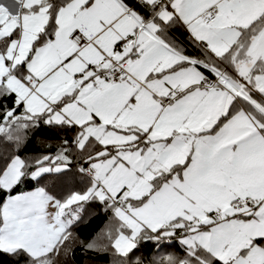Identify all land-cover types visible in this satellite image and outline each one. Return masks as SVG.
Instances as JSON below:
<instances>
[{"label":"snow or ice","instance_id":"1","mask_svg":"<svg viewBox=\"0 0 264 264\" xmlns=\"http://www.w3.org/2000/svg\"><path fill=\"white\" fill-rule=\"evenodd\" d=\"M43 125L55 155H0L17 264H140L146 241L179 243L159 264H264V0H0V143Z\"/></svg>","mask_w":264,"mask_h":264},{"label":"trees","instance_id":"2","mask_svg":"<svg viewBox=\"0 0 264 264\" xmlns=\"http://www.w3.org/2000/svg\"><path fill=\"white\" fill-rule=\"evenodd\" d=\"M68 138H71L69 134ZM64 139L63 132L49 127L41 126L36 130H29L25 139L19 144L4 145L0 143V155L11 156L18 154L22 159L33 162L36 158L43 155H55L58 145ZM2 163V162H0ZM78 181V177H77ZM45 184L51 189V183ZM38 185L35 181L25 180L17 185L11 195L22 192L34 191ZM9 194L0 190V205H2ZM110 224L108 216L102 212L98 206L90 211L82 223L75 226V233L82 241H91L94 238L99 240L103 230ZM107 243V241H100ZM133 261L139 259L140 264H159L162 257L167 255L182 256L183 252L178 242L163 241L157 244L154 241L142 242L134 254H130ZM59 264H117L121 259L117 257L113 250L107 252L86 250L82 245L76 244L68 256L61 255L56 257ZM0 264H17V258L0 253ZM23 264V261L20 262Z\"/></svg>","mask_w":264,"mask_h":264}]
</instances>
